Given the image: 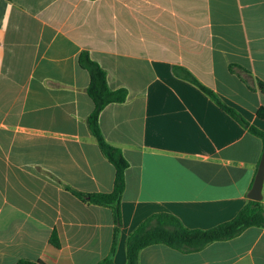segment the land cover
I'll use <instances>...</instances> for the list:
<instances>
[{
  "label": "crops",
  "instance_id": "crops-1",
  "mask_svg": "<svg viewBox=\"0 0 264 264\" xmlns=\"http://www.w3.org/2000/svg\"><path fill=\"white\" fill-rule=\"evenodd\" d=\"M82 50L128 89L99 116L129 162L116 264L151 214L207 229L251 199L263 138L173 66L264 132V0H0V264H96L111 250L112 208L71 189L109 192L115 178L88 125ZM139 264H264V226L190 252L150 244Z\"/></svg>",
  "mask_w": 264,
  "mask_h": 264
},
{
  "label": "trees",
  "instance_id": "trees-1",
  "mask_svg": "<svg viewBox=\"0 0 264 264\" xmlns=\"http://www.w3.org/2000/svg\"><path fill=\"white\" fill-rule=\"evenodd\" d=\"M78 59L79 64L87 69L90 75L87 92L93 100L94 108L87 118L88 125L96 137L102 153L115 167V178L113 189L109 192H82L71 189L75 194L88 199L92 203L112 208L115 221L112 247L109 254L96 264H116L113 255L122 223L120 202L125 190V172L129 162L121 148L111 144L104 136L99 116L108 104L125 101L128 96V89L126 87L111 88L108 83L107 70L91 56L88 50H82ZM173 70L177 75H181L201 87L219 105L246 125L251 132L264 140L263 131L250 125L240 113L224 103L213 89L201 82L189 69L174 65ZM258 86L261 93L264 94V81L259 79ZM257 113L264 119V105L258 109ZM250 226H264V205L262 200L249 199L233 218L207 229L188 228L177 216L171 213H154L144 219L129 234L127 238L126 264H139L140 251L150 244L164 243L183 252L196 251L211 242L233 238ZM50 240L53 245L59 246V238L55 231L52 232ZM16 264L46 263L24 258L20 259Z\"/></svg>",
  "mask_w": 264,
  "mask_h": 264
},
{
  "label": "water",
  "instance_id": "water-1",
  "mask_svg": "<svg viewBox=\"0 0 264 264\" xmlns=\"http://www.w3.org/2000/svg\"><path fill=\"white\" fill-rule=\"evenodd\" d=\"M264 181V150L261 156V160L254 178L252 188L250 189L248 196L255 200H261L262 187Z\"/></svg>",
  "mask_w": 264,
  "mask_h": 264
}]
</instances>
